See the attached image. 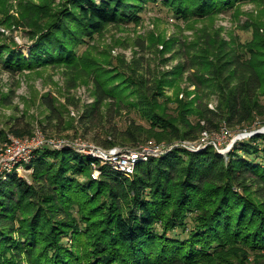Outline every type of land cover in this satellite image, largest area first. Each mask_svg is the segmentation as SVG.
I'll list each match as a JSON object with an SVG mask.
<instances>
[{"label":"trees","instance_id":"obj_1","mask_svg":"<svg viewBox=\"0 0 264 264\" xmlns=\"http://www.w3.org/2000/svg\"><path fill=\"white\" fill-rule=\"evenodd\" d=\"M158 1L19 0L31 52L26 58L14 40H2L0 66L11 74L62 67L73 82L91 77L94 101L87 114L125 110L146 123L132 120L122 131L107 132L122 142L196 139L224 121L235 127L263 116L264 0H252L258 13L244 43L203 32L190 41L163 42V52L186 58L169 73L148 78L138 61L129 65L122 58L107 69L109 51L90 42L108 26L139 24L148 3L190 21L245 0ZM8 9L9 0H0V22L12 20ZM149 39L151 45L159 40ZM189 69L194 97L180 98L181 91L191 93L180 88ZM212 96L214 108L208 106ZM43 102L54 113L53 99ZM73 153L45 149L31 164L32 183L9 174L0 185V264H264V132L237 141L227 158L211 146L178 148L139 163L132 176L109 167L98 181L89 176L90 160Z\"/></svg>","mask_w":264,"mask_h":264},{"label":"rangeland","instance_id":"obj_2","mask_svg":"<svg viewBox=\"0 0 264 264\" xmlns=\"http://www.w3.org/2000/svg\"><path fill=\"white\" fill-rule=\"evenodd\" d=\"M18 1L9 0L7 13L12 20L10 23L0 22V42L6 40L9 43L11 39L14 40L17 43V50L27 58L31 52L30 45L32 42L27 34V26L22 22ZM256 5L257 2L255 1L245 0L238 2L232 10L204 17L195 16V18L187 21L176 17L159 4L148 3L147 6L145 5V9L140 12L141 21L139 24L108 26L104 33L101 36H95L90 44L95 45L94 47L99 51H109V57L113 64L106 66L107 69L114 70V65L119 66L117 58L124 59L129 65H134L138 61V65L142 68V71L139 69V73H144L150 78L152 74L158 75L159 72L160 74L169 73L179 63L186 62L185 57L181 58L174 53L175 50L162 51L165 40L182 41L186 39L190 41L196 36H201L203 32L217 33L220 38L226 41L232 39L238 43H244L250 40L252 27L249 25L250 20L254 19L258 13ZM150 35L159 39L153 45L150 44ZM139 42H142V47H140ZM85 47L82 46L81 49ZM120 70L129 71L128 69ZM192 71L191 69L187 70L183 80L180 81V88L186 87V93L189 91L191 93L187 96L184 91H181L179 93L180 98L185 96V98L192 99L194 97L192 91H194L195 86L186 80V76H189ZM72 78L71 73L62 67H37L11 74L0 66V130L3 132L0 139V185L6 182V179H1L5 171H13L10 175L15 174L28 183H32L34 168L31 164L40 152L45 149L61 151L65 148V146L59 148L44 146L29 151L27 146L33 140L77 144V149L71 148L74 155L90 161L94 158L99 159V167H90L89 176L95 181L101 179L105 174V169L112 167L111 156L104 157L102 153L109 154L116 151L123 155H129L131 152L144 150L152 152V148L156 145L175 142L187 144L185 142L195 140L178 138L157 141L153 138L145 140L143 138L135 143L115 140V134L114 136L111 133L107 134L110 129L113 132L122 131L132 125V120L146 125L144 119L137 112L128 113L125 110L106 114L104 108L100 112L93 111L92 115L87 114L86 112L94 101L92 78L80 76L75 82L72 81ZM114 82L113 84H119L117 80ZM166 91L172 94L174 88H168ZM48 97L53 99L54 113H51L43 102V99ZM216 102V97L212 96L208 106L214 108ZM260 102L264 104V95L260 96ZM83 114L86 117L81 118ZM88 119L93 120L92 123ZM223 125H226L225 127L230 133V137L221 148L219 147L223 152H219L213 146L211 147L227 158L232 148L229 145L232 142L235 144L239 140L249 139L261 131V128L264 127V115L257 117L250 124L229 127L224 121L221 123L220 129ZM207 131L209 133L214 132ZM201 132L196 140L200 137ZM241 133L243 136H239L233 141ZM111 140L116 142L112 146H106V141ZM176 143L173 144L175 145L173 148L164 150L162 154H151L147 160L143 161L139 158L134 169L141 162H147L153 158L158 159L173 150L184 148L176 146ZM18 145L23 146V148L20 147L21 154L15 157L12 153L16 151L14 147ZM227 148H229L228 152H226ZM184 149L190 152L203 150Z\"/></svg>","mask_w":264,"mask_h":264},{"label":"built area","instance_id":"obj_3","mask_svg":"<svg viewBox=\"0 0 264 264\" xmlns=\"http://www.w3.org/2000/svg\"><path fill=\"white\" fill-rule=\"evenodd\" d=\"M225 126L226 125H223V127L221 129H219L220 131L218 130V131H214V132H210V133L207 130H203L200 134V137L197 140L195 139L194 141L185 142L187 144H177L175 142L176 146L178 145V146L184 147L188 150H200V149H203L206 146L210 145V146H213L215 149H217L219 152H223V150H220V148L224 144V142L228 139V137H230V133ZM175 143H171V144H169V143L165 144L164 143L162 145H156L154 148H152V152L144 150L142 152L137 151V152H131L129 155H123L121 153H117L116 151H114V152H110L109 154L102 153V155L104 157L111 156V160H112V162H111L112 167H110L111 170H115L117 172H120L122 174L130 176L134 172V170H135L134 165L139 158H140L139 160L143 161V160H147V158L150 157L151 154L152 155L162 154V152L164 150L173 148L175 146L173 144H175ZM232 143L229 145L230 147L234 145V143L233 144ZM76 145L77 144H69V143H65V142L64 143L63 142H52V143H50V142H42L41 140H33L27 146V148H29V151L33 150L35 148L44 147V146L51 147V148H59L61 146H65L64 149H67V148L77 149ZM20 147L23 148V146H20V145L14 147L16 149V151L13 152L12 154L15 157L18 154H21L20 153ZM229 148L226 149V152L229 151ZM29 151H27V152H29ZM90 162H91L90 167L91 166L92 167L94 166V168L99 167V159L98 158H94ZM103 164H105V163H103ZM12 172L5 171L4 174H2L1 179H6L7 176L9 174H11Z\"/></svg>","mask_w":264,"mask_h":264},{"label":"water","instance_id":"obj_4","mask_svg":"<svg viewBox=\"0 0 264 264\" xmlns=\"http://www.w3.org/2000/svg\"><path fill=\"white\" fill-rule=\"evenodd\" d=\"M260 132H264V127H262L261 128V131ZM243 134V133H242ZM242 134H238V136H236L235 138H234V140L233 141H235L239 136H243ZM234 143V142H233Z\"/></svg>","mask_w":264,"mask_h":264}]
</instances>
